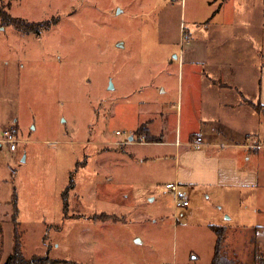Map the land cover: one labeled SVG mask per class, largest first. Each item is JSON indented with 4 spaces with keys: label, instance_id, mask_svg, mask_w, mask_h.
<instances>
[{
    "label": "rangeland",
    "instance_id": "obj_1",
    "mask_svg": "<svg viewBox=\"0 0 264 264\" xmlns=\"http://www.w3.org/2000/svg\"><path fill=\"white\" fill-rule=\"evenodd\" d=\"M183 2L0 0V10L12 17L57 22L34 35L0 18V140L11 125L23 140L15 151L0 144V264L15 243L13 220L4 217V200L14 194L28 259L211 263L215 235L200 225L198 213H175L165 188L173 171L133 165L120 151L147 113L168 109L184 87L178 67L185 51ZM71 175L76 188L64 218L61 194ZM96 213L120 221H94Z\"/></svg>",
    "mask_w": 264,
    "mask_h": 264
},
{
    "label": "crops",
    "instance_id": "obj_2",
    "mask_svg": "<svg viewBox=\"0 0 264 264\" xmlns=\"http://www.w3.org/2000/svg\"><path fill=\"white\" fill-rule=\"evenodd\" d=\"M183 3L185 51L181 62L182 56L179 57L178 67L186 76L184 87L178 88L177 102L168 109L148 112L129 143H121L120 151L133 165L155 172L164 165L173 171L166 185L177 183L179 192L190 200L187 212L181 215L193 217L198 213L203 219L200 225L215 235L212 260L217 242L212 227L220 226L226 229L224 244L226 251L231 249L230 258L242 264H261L264 258V0ZM180 27L183 30V22ZM168 111L173 117L169 131L165 125ZM142 127L147 131L139 134ZM167 132L173 135L168 137ZM148 134L161 139L160 142H148ZM198 137L203 139L204 146L197 149L191 144ZM138 147L142 149L135 152L133 148ZM172 198L174 207L173 194ZM4 202L8 205L4 217L11 221L16 217L20 233L21 210L16 194L9 195ZM192 203L196 204L194 208H190ZM174 211L177 213L175 208ZM63 213L65 218L64 200ZM95 215L98 214L92 216ZM108 221L113 220L99 222ZM135 242L145 243L140 237Z\"/></svg>",
    "mask_w": 264,
    "mask_h": 264
},
{
    "label": "trees",
    "instance_id": "obj_3",
    "mask_svg": "<svg viewBox=\"0 0 264 264\" xmlns=\"http://www.w3.org/2000/svg\"><path fill=\"white\" fill-rule=\"evenodd\" d=\"M0 18L6 25L13 26L19 32H22L24 34H34V35H40L42 31L49 30L52 26H54L57 23L56 21H48L43 24H37V23L34 24L32 22H28L21 18L12 17L11 14H7L6 12H4L3 9L0 10ZM146 131L147 130L144 127H142L139 130V134L146 133ZM146 140L148 142H160L161 139L155 138L148 134L146 136ZM74 188H75V181H74L73 176L71 175L70 184L63 193L64 208H65L66 214L69 209V193ZM94 220L119 221L120 218L115 215L101 214V215L94 216ZM13 222H15V226H16L15 227L16 228L15 243H14V247H13V251L11 255L7 258L4 264H61V263H65L64 261L62 262L60 260H52L47 256L46 257L45 256H34L31 259H27L24 256V253L22 250V240H21V235L18 231V223H17L16 217L13 218ZM212 229L217 236V242H216V247H215L214 258L211 264H242L239 260L230 258L228 255V252L224 248L226 229L220 226H213ZM261 264H264V258L262 259Z\"/></svg>",
    "mask_w": 264,
    "mask_h": 264
},
{
    "label": "built area",
    "instance_id": "obj_4",
    "mask_svg": "<svg viewBox=\"0 0 264 264\" xmlns=\"http://www.w3.org/2000/svg\"><path fill=\"white\" fill-rule=\"evenodd\" d=\"M18 128L16 126H12L8 129H6L3 133V138L0 140V144H4L9 146L10 151H15L17 149V144L23 142V140H20L18 138ZM119 134V132L117 133ZM125 144L129 143V139L124 142ZM123 143V144H124ZM177 146H180V143H176ZM194 148H201L204 146L203 139L198 137L196 138L195 142L191 144ZM166 189L171 191L174 196V208L176 212L178 210H185L190 206V200L185 195L179 192V186L177 183H170L165 186ZM177 214V213H176ZM176 216V215H175Z\"/></svg>",
    "mask_w": 264,
    "mask_h": 264
}]
</instances>
